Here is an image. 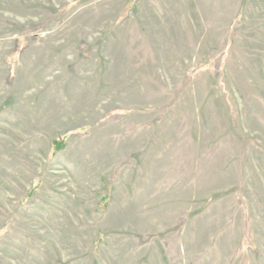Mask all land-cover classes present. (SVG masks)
<instances>
[{"label":"rangeland","instance_id":"1","mask_svg":"<svg viewBox=\"0 0 264 264\" xmlns=\"http://www.w3.org/2000/svg\"><path fill=\"white\" fill-rule=\"evenodd\" d=\"M0 264H264V0H0Z\"/></svg>","mask_w":264,"mask_h":264},{"label":"trees","instance_id":"2","mask_svg":"<svg viewBox=\"0 0 264 264\" xmlns=\"http://www.w3.org/2000/svg\"><path fill=\"white\" fill-rule=\"evenodd\" d=\"M66 139L67 137H59L56 138L55 140H53L52 142V149H53V153H57L61 150L64 149L65 145H66ZM105 202H107V199H104Z\"/></svg>","mask_w":264,"mask_h":264}]
</instances>
